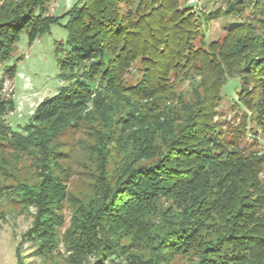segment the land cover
Returning <instances> with one entry per match:
<instances>
[{
	"label": "trees",
	"instance_id": "16d2710c",
	"mask_svg": "<svg viewBox=\"0 0 264 264\" xmlns=\"http://www.w3.org/2000/svg\"><path fill=\"white\" fill-rule=\"evenodd\" d=\"M53 1L0 0V67L23 33L32 44L64 20L67 32L55 47L66 85L39 103L23 132L5 120L15 105L0 77V149L35 154L37 162L36 183L11 193L34 210L20 244L33 242L39 258L56 249L61 210L72 201L61 243L74 264H172L179 256L193 264H264V154L246 156L234 143L246 133L264 137V0L232 2L205 16L184 8V0H80L52 16ZM251 8L258 20L206 44L207 23ZM133 69L138 80L130 84L125 75ZM4 71L12 78L17 72ZM172 76L183 85L200 82L184 99ZM235 76L242 87L233 108L243 113L227 142L215 117ZM85 123L96 133L90 149L97 172L94 198L76 204L55 146ZM113 145L125 155L111 182L105 166ZM16 254L24 264L20 246Z\"/></svg>",
	"mask_w": 264,
	"mask_h": 264
},
{
	"label": "rangeland",
	"instance_id": "374dc122",
	"mask_svg": "<svg viewBox=\"0 0 264 264\" xmlns=\"http://www.w3.org/2000/svg\"><path fill=\"white\" fill-rule=\"evenodd\" d=\"M80 0H54L50 6V15L61 16L73 6H78ZM245 0H184L182 6L190 8L196 15H210L225 12L229 3ZM260 14L254 9L243 10L237 15H228L217 18L207 23L204 27L206 44L217 43L223 40L230 30L238 25L255 22ZM66 21L54 25L50 34H47L34 43H30L28 35L23 33L16 45L13 57L3 67H0V77L5 75L3 95L6 99L14 101V111L9 113L5 120L14 131L23 132L24 126L29 122L36 107L47 97L58 93L66 85L61 78L62 71L55 54L57 44H65L67 32L64 29ZM16 66V74L12 78L5 73L6 67ZM138 70L133 69L125 75V80L130 84L137 82ZM179 78L172 76L171 82L174 91L183 94L184 99L193 95V87L197 83L184 85ZM242 81L238 76L228 77L222 89V97L215 122L222 129L227 142H233L237 131L241 128L240 118L242 109L235 111L238 104V94L241 91ZM247 115L249 116V112ZM97 125V123H95ZM248 125V124H247ZM91 123H85L78 128L68 129L55 146L63 155L60 156L59 166L68 169L67 189L73 196L76 204L87 203L94 198V184L97 172V154L90 147L96 143L95 132ZM250 126L248 125V128ZM242 130V129H241ZM257 135L246 133L234 143L243 150L246 156L250 154H264V137L257 131ZM113 145L111 155L106 161V177L114 182L116 176L124 166L125 153L117 152ZM37 162L35 154H15L7 149H0V264H17V247L20 246L24 264H74L67 247L61 243L66 230L72 224L73 203L63 204L61 214L65 225L57 228L58 247L45 257L33 255L35 244L24 242L22 236L33 225V209L29 212L16 204L11 193L23 184H35L37 180ZM264 183V172L261 175ZM167 205V201H163ZM172 264H193L186 256L176 257Z\"/></svg>",
	"mask_w": 264,
	"mask_h": 264
}]
</instances>
